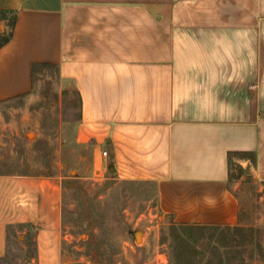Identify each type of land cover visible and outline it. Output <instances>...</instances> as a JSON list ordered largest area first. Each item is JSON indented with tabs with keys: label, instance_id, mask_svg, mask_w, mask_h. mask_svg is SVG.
<instances>
[{
	"label": "crops",
	"instance_id": "crops-1",
	"mask_svg": "<svg viewBox=\"0 0 264 264\" xmlns=\"http://www.w3.org/2000/svg\"><path fill=\"white\" fill-rule=\"evenodd\" d=\"M0 11L14 14L0 102L29 93L38 65L57 66L99 161L153 181L178 224L239 222L232 161L264 181V0H0ZM61 181L0 174V258L16 232L32 236L37 264H69Z\"/></svg>",
	"mask_w": 264,
	"mask_h": 264
},
{
	"label": "rangeland",
	"instance_id": "rangeland-1",
	"mask_svg": "<svg viewBox=\"0 0 264 264\" xmlns=\"http://www.w3.org/2000/svg\"><path fill=\"white\" fill-rule=\"evenodd\" d=\"M13 24L14 14L0 11V45ZM80 115L75 84L50 64L36 67L29 93L0 102V174L62 180L65 261L264 264V181L251 166L231 165L237 224H178L159 209L153 181L121 179L98 160L94 141L78 140ZM35 254L32 236L15 232L0 264H37Z\"/></svg>",
	"mask_w": 264,
	"mask_h": 264
},
{
	"label": "built area",
	"instance_id": "built-area-1",
	"mask_svg": "<svg viewBox=\"0 0 264 264\" xmlns=\"http://www.w3.org/2000/svg\"><path fill=\"white\" fill-rule=\"evenodd\" d=\"M103 155H104L105 157H107V156H108V151H107V150L103 151Z\"/></svg>",
	"mask_w": 264,
	"mask_h": 264
},
{
	"label": "trees",
	"instance_id": "trees-1",
	"mask_svg": "<svg viewBox=\"0 0 264 264\" xmlns=\"http://www.w3.org/2000/svg\"><path fill=\"white\" fill-rule=\"evenodd\" d=\"M78 94H79V92H78ZM80 102H81V100H80ZM80 119H81V115H80ZM253 160H254V158H253Z\"/></svg>",
	"mask_w": 264,
	"mask_h": 264
},
{
	"label": "water",
	"instance_id": "water-1",
	"mask_svg": "<svg viewBox=\"0 0 264 264\" xmlns=\"http://www.w3.org/2000/svg\"><path fill=\"white\" fill-rule=\"evenodd\" d=\"M137 238L140 239V235H138Z\"/></svg>",
	"mask_w": 264,
	"mask_h": 264
}]
</instances>
